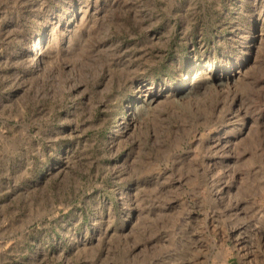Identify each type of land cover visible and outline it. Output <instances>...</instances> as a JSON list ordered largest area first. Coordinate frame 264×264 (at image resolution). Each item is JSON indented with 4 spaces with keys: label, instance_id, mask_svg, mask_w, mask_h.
Listing matches in <instances>:
<instances>
[{
    "label": "rangeland",
    "instance_id": "obj_1",
    "mask_svg": "<svg viewBox=\"0 0 264 264\" xmlns=\"http://www.w3.org/2000/svg\"><path fill=\"white\" fill-rule=\"evenodd\" d=\"M0 264H264V0H0Z\"/></svg>",
    "mask_w": 264,
    "mask_h": 264
}]
</instances>
